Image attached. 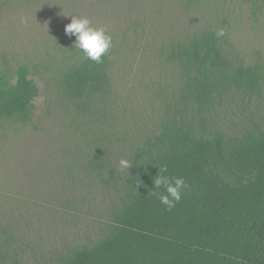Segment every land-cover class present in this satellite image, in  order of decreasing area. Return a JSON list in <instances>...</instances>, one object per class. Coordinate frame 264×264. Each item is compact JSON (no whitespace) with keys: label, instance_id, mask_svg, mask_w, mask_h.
Returning a JSON list of instances; mask_svg holds the SVG:
<instances>
[{"label":"trees","instance_id":"trees-1","mask_svg":"<svg viewBox=\"0 0 264 264\" xmlns=\"http://www.w3.org/2000/svg\"><path fill=\"white\" fill-rule=\"evenodd\" d=\"M219 28L194 26L159 53L173 83L152 127L128 139L109 104L111 49L98 64L75 38L62 48L51 83L78 144L70 160L61 153L65 182L53 200L29 197L4 165L0 264H264V65L232 54L226 36L215 38ZM37 69L34 62L0 67L2 154L40 122ZM121 159L131 167L121 169ZM165 166L188 185L171 209L154 185ZM55 218L82 219L88 231L49 250L41 229Z\"/></svg>","mask_w":264,"mask_h":264},{"label":"rangeland","instance_id":"rangeland-1","mask_svg":"<svg viewBox=\"0 0 264 264\" xmlns=\"http://www.w3.org/2000/svg\"><path fill=\"white\" fill-rule=\"evenodd\" d=\"M70 15L89 18L93 26L105 27L113 37L109 104L126 139L152 127L162 96L173 83V68L160 54L194 26L221 24L232 54L249 62L260 59L264 65L263 3L203 0L185 6L180 0H0V67L34 62L42 75V79L34 78L35 115L40 122L7 145L9 154L0 151V173L5 176L4 165L10 163V178L31 198H56L65 182L61 153L70 160L69 153L78 144V132L65 121L51 83L53 62H60L62 48L70 47L75 38L65 34ZM66 219H47L41 229L42 246L51 250L60 240L88 231L81 218V224Z\"/></svg>","mask_w":264,"mask_h":264},{"label":"clouds","instance_id":"clouds-1","mask_svg":"<svg viewBox=\"0 0 264 264\" xmlns=\"http://www.w3.org/2000/svg\"><path fill=\"white\" fill-rule=\"evenodd\" d=\"M71 16V22L65 25V34L69 37L75 36L74 47L80 49L85 57L96 63H102V57L109 53L112 47L113 37L105 27H95L89 18L83 16ZM217 40L226 36L224 28H219L215 32ZM132 165L127 159H121L119 166L121 169H129ZM159 175L154 179L155 188H163V193L159 195L162 205L168 209L175 207L181 200V195L188 188L183 177H170L167 167L159 168Z\"/></svg>","mask_w":264,"mask_h":264}]
</instances>
